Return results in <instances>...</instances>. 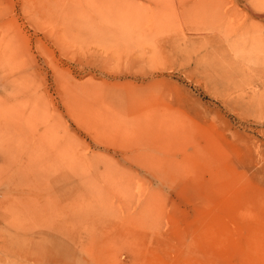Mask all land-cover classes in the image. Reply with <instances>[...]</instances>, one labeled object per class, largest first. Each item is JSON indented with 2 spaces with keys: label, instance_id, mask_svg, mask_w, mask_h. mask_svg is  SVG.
Returning a JSON list of instances; mask_svg holds the SVG:
<instances>
[{
  "label": "rangeland",
  "instance_id": "374dc122",
  "mask_svg": "<svg viewBox=\"0 0 264 264\" xmlns=\"http://www.w3.org/2000/svg\"><path fill=\"white\" fill-rule=\"evenodd\" d=\"M0 264H264V0H0Z\"/></svg>",
  "mask_w": 264,
  "mask_h": 264
}]
</instances>
